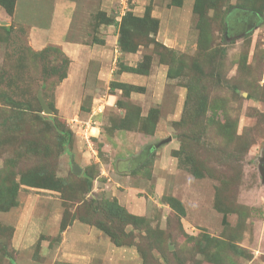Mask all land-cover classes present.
Masks as SVG:
<instances>
[{"label": "rangeland", "instance_id": "rangeland-1", "mask_svg": "<svg viewBox=\"0 0 264 264\" xmlns=\"http://www.w3.org/2000/svg\"><path fill=\"white\" fill-rule=\"evenodd\" d=\"M8 1L0 264H85L105 238L120 264H264V0H213L204 14L195 0ZM57 2L70 19L65 39L112 53L104 83L66 80L62 49L32 46ZM128 12L158 25L132 24L136 51L113 52L112 21ZM230 13L248 22L229 27Z\"/></svg>", "mask_w": 264, "mask_h": 264}, {"label": "crops", "instance_id": "crops-1", "mask_svg": "<svg viewBox=\"0 0 264 264\" xmlns=\"http://www.w3.org/2000/svg\"><path fill=\"white\" fill-rule=\"evenodd\" d=\"M60 6L57 7L56 15H52L50 20V27H44V29H34L32 31L33 40L32 46L43 47L47 44H53L58 45L62 51L66 54L70 61V65L68 67V79H71L72 77L80 79L81 76H89L95 81H101L104 83V79H108L111 76V70L107 68L106 60L107 57L111 56L112 53L106 52L108 49L103 45V43L95 44V45H83L81 43H78L76 41H68L65 39L66 35L68 34V31L70 29V19L66 17V12L62 14H58L57 11H59L62 8L63 3L57 2ZM66 10H68L66 8ZM249 15V14H248ZM247 15V17H248ZM252 15V14H250ZM235 13H230L226 16L229 27L231 24L236 25L238 22H248L245 17L242 19H245L246 21H239L242 19H239L238 17L235 18ZM157 17L161 18V15L158 14ZM237 20V21H236ZM250 21V20H249ZM41 36V37H40ZM104 38H107V36H104ZM114 45L111 44V47H113V52L116 50V41L117 37H114ZM166 42V41H165ZM107 44V42H106ZM85 47V48H84ZM109 48V47H108ZM96 62V66H94L92 69L88 67L90 63ZM104 64V65H103ZM83 71V74H81ZM123 74V73H122ZM80 77V78H79ZM123 75L120 77L122 78ZM99 83V82H98ZM77 86V84H75ZM75 85H73L75 87ZM68 87V85H67ZM70 91H68L66 94L70 95ZM76 92L74 91V94ZM110 97L114 98L112 94H109ZM92 110V109H91ZM93 116L92 112L90 113V117ZM121 200V199H120ZM124 200V199H123ZM126 207V209H135L134 206H132V203L126 202L122 203ZM131 211V210H129ZM97 230V229H96ZM99 231V230H98ZM100 232V231H99ZM94 234V230H93ZM101 235V234H99ZM101 247L97 251H90V256L87 257V260H81V262L85 264H92V261L94 259H99L100 264H120L121 260L120 257H118L119 249H113L110 247V242L108 239L101 240ZM86 257V256H83ZM77 258L71 257L69 258V261H76ZM75 263V262H74Z\"/></svg>", "mask_w": 264, "mask_h": 264}, {"label": "trees", "instance_id": "trees-1", "mask_svg": "<svg viewBox=\"0 0 264 264\" xmlns=\"http://www.w3.org/2000/svg\"><path fill=\"white\" fill-rule=\"evenodd\" d=\"M7 2L9 3L8 0H5V1L0 0V7L2 9H4L3 10L4 12H5V10H6V12H9V10H10V8H9L10 5ZM180 2H181V0H173V3H175V6H179ZM211 4H213V0H195L194 1V10L195 9L199 10L201 12V14H204L203 8L205 6H210ZM200 6H203V8L201 10L199 9ZM238 8L244 9L240 6ZM208 9H211V8L208 7ZM244 10L248 11L250 14L254 13L256 16L260 14L259 12H256L251 8L244 9ZM145 21H147V23H151V24H154L156 26L158 25V20L152 18L149 13L146 16L138 17V16L132 14L131 12H128V13L124 14L118 22H116L115 20L112 21L113 22L112 25H115L118 29V34H117L118 37H117L116 44H117L118 48H120L121 51H123L125 53H133L136 51V49L133 48L132 44H131L132 41L130 38V31L133 30V28H131V27L133 26L132 24H134V23H144ZM226 23L228 24L227 18H226ZM107 25H109V24H107ZM6 29H8V27H6ZM51 68L52 67L47 69L48 72L46 71L47 72L46 75L52 76L55 73V71L54 72L51 71ZM132 71L139 73V74L141 73V72H139L138 67L132 68ZM136 89H138L137 86H136ZM127 112L139 114L140 110L137 109L136 112H131V111H127ZM96 227L99 228L100 230L104 231L105 233H107V235L111 238L112 235L110 233L106 232V230L104 228H101V226H96ZM63 230H65V229H63Z\"/></svg>", "mask_w": 264, "mask_h": 264}, {"label": "water", "instance_id": "water-1", "mask_svg": "<svg viewBox=\"0 0 264 264\" xmlns=\"http://www.w3.org/2000/svg\"><path fill=\"white\" fill-rule=\"evenodd\" d=\"M38 101L42 107V110L46 113V114H49L50 113V109L49 107L46 105L44 99L41 97V94L38 95ZM70 164H71V168H72V171L74 172V174L76 175H79L80 174V167L74 163L73 161V156H71V159H70ZM264 160H261L260 161V164H259V172L262 176V181L264 182Z\"/></svg>", "mask_w": 264, "mask_h": 264}, {"label": "clouds", "instance_id": "clouds-1", "mask_svg": "<svg viewBox=\"0 0 264 264\" xmlns=\"http://www.w3.org/2000/svg\"><path fill=\"white\" fill-rule=\"evenodd\" d=\"M96 113H100V112H98V110H97V112H93V111H92V115H95Z\"/></svg>", "mask_w": 264, "mask_h": 264}]
</instances>
